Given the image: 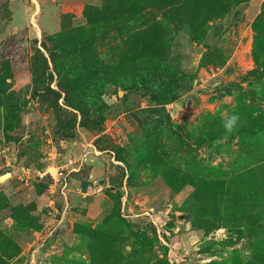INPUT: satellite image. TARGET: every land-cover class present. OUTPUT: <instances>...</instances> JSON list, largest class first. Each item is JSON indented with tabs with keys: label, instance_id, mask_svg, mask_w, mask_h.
I'll list each match as a JSON object with an SVG mask.
<instances>
[{
	"label": "rangeland",
	"instance_id": "rangeland-1",
	"mask_svg": "<svg viewBox=\"0 0 264 264\" xmlns=\"http://www.w3.org/2000/svg\"><path fill=\"white\" fill-rule=\"evenodd\" d=\"M69 4L101 1L0 0V68L10 62L9 91L27 103L19 128L0 131V194L9 205L0 208V245L6 252L10 243L15 245L9 256L0 250L1 264H94L86 233L117 219L146 233L167 264H258L259 250L240 239L238 227L211 229L190 216L194 184L173 190L165 169L173 166L188 170L193 179H210L220 173L230 177L261 160L247 149L264 148V136L221 138L218 127L233 112L241 118L264 117V101L248 97V91L260 89L248 73L257 66L254 22L264 0H250L211 21L205 40H192L183 32L175 39L174 53L186 78L180 99L167 109L192 148L165 130L148 138L135 115H147L155 103L143 92L114 87L104 95L110 108L100 131L78 122L73 139L61 136L49 104L32 98L31 62L36 47L43 49L45 36L61 30L63 8ZM73 23L81 25L85 19L75 17ZM118 37L102 41L101 48L108 51ZM210 50L223 51L226 62L201 67ZM119 153L125 161L118 159ZM59 171L67 176V187L56 182ZM21 207L29 215L24 230L14 215ZM132 235L124 243L131 260Z\"/></svg>",
	"mask_w": 264,
	"mask_h": 264
},
{
	"label": "trees",
	"instance_id": "trees-1",
	"mask_svg": "<svg viewBox=\"0 0 264 264\" xmlns=\"http://www.w3.org/2000/svg\"><path fill=\"white\" fill-rule=\"evenodd\" d=\"M100 1L101 5L64 6L61 30L46 35L43 49L36 47L32 57V98L39 97L49 104L58 120L59 133L69 140L74 138L78 122L89 130L103 128L110 108L104 99L109 88L143 92L156 105L145 116L135 115L146 136L150 138L165 130L192 148L188 134L173 121L167 109L180 99V84L186 78L174 53L175 39L183 32L192 40H205L211 21L229 15L235 7L250 0ZM79 16L84 17L85 23L74 25L73 19ZM254 28L257 66L248 73V79L252 77L263 90L252 89L248 97L264 101V5ZM112 37H118L119 41L108 51L103 50L101 42ZM225 62L223 51L210 50L203 55L200 66L218 67ZM12 77L7 60L0 68V131L19 128L26 112L27 103H21L9 91L8 80ZM54 82L57 88L53 87ZM219 126L221 138L232 139L236 134L264 136L261 116L241 118L231 133L224 129L223 123ZM247 150L261 160L230 177L220 173L210 179H193L188 170L169 166L165 178L177 192L186 184H194L187 209L190 216L199 218L201 226L211 229L238 227L240 239L245 238L248 245L259 250L256 262L264 264V148ZM118 159L126 160L121 153ZM130 170L134 174L131 166ZM7 206L8 200L0 194V208ZM14 215L18 217V227L24 230L29 219L27 209L17 208ZM86 234L94 264H167L155 251L154 241L144 232L131 230L124 220L117 219ZM130 235L134 237L129 252L132 260L124 252V243ZM13 248L14 243H10L6 252L0 245L6 256ZM162 250L166 253L167 247L162 246ZM1 262H5L3 258Z\"/></svg>",
	"mask_w": 264,
	"mask_h": 264
},
{
	"label": "clouds",
	"instance_id": "clouds-1",
	"mask_svg": "<svg viewBox=\"0 0 264 264\" xmlns=\"http://www.w3.org/2000/svg\"><path fill=\"white\" fill-rule=\"evenodd\" d=\"M241 119L240 114L233 112L229 114L224 120H223V127L228 132L231 133L238 125L239 121Z\"/></svg>",
	"mask_w": 264,
	"mask_h": 264
},
{
	"label": "built area",
	"instance_id": "built-area-1",
	"mask_svg": "<svg viewBox=\"0 0 264 264\" xmlns=\"http://www.w3.org/2000/svg\"><path fill=\"white\" fill-rule=\"evenodd\" d=\"M56 179V182H59L60 180H62L61 184H63L65 187H67L68 185V178L67 176L63 173V171H59L58 172V176L57 177H54Z\"/></svg>",
	"mask_w": 264,
	"mask_h": 264
},
{
	"label": "bare ground",
	"instance_id": "bare-ground-1",
	"mask_svg": "<svg viewBox=\"0 0 264 264\" xmlns=\"http://www.w3.org/2000/svg\"><path fill=\"white\" fill-rule=\"evenodd\" d=\"M7 177H8V176H4V177L1 178V180H5V178H7Z\"/></svg>",
	"mask_w": 264,
	"mask_h": 264
},
{
	"label": "water",
	"instance_id": "water-1",
	"mask_svg": "<svg viewBox=\"0 0 264 264\" xmlns=\"http://www.w3.org/2000/svg\"><path fill=\"white\" fill-rule=\"evenodd\" d=\"M123 91L120 92V94L122 93ZM6 179V178H5Z\"/></svg>",
	"mask_w": 264,
	"mask_h": 264
}]
</instances>
